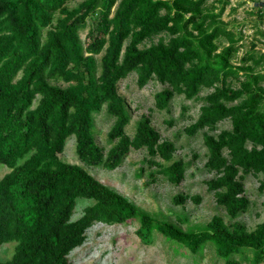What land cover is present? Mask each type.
Instances as JSON below:
<instances>
[{"label": "trees", "instance_id": "16d2710c", "mask_svg": "<svg viewBox=\"0 0 264 264\" xmlns=\"http://www.w3.org/2000/svg\"><path fill=\"white\" fill-rule=\"evenodd\" d=\"M75 2L0 0V164L10 169L0 180V246L17 243L12 258L0 264H73L70 253L94 224L131 221L145 244L158 232L193 254L211 244L224 264H242L235 255L264 264V222L249 230L239 220L250 207L244 176L261 175L264 190V54L246 52L234 62L241 37L222 19L229 0H83L70 6ZM253 8L263 23L264 6ZM220 39L227 45L220 47ZM132 73L140 88L152 80L165 86L155 95L159 110L175 95L192 100L208 91L185 131H205V167L214 174L206 185L228 223L216 215L195 230L159 220L60 158L74 136L75 152L89 167L114 171L131 150H145L170 183L182 182L186 168L173 160L175 144L162 140L148 116L138 120L133 136L126 131L131 116L118 83ZM102 110L113 119L107 151L94 134ZM225 121L231 127L217 132ZM78 199L93 203L74 219ZM189 199L178 194L173 201Z\"/></svg>", "mask_w": 264, "mask_h": 264}, {"label": "rangeland", "instance_id": "374dc122", "mask_svg": "<svg viewBox=\"0 0 264 264\" xmlns=\"http://www.w3.org/2000/svg\"><path fill=\"white\" fill-rule=\"evenodd\" d=\"M83 0H77L70 6H75ZM215 0H208L209 3ZM256 1V2H255ZM264 0H229L222 19L228 24L227 28L236 37H241L237 43L239 51L234 62L239 63L246 52H253L257 56L264 54V22L258 21L253 6ZM257 5V6H258ZM218 6V5H217ZM86 31L81 32L83 40ZM252 43L255 48L251 49ZM220 47L227 45L225 39L219 40ZM264 72V68H263ZM165 86L156 80L150 81L145 87L137 84V75L130 74L118 83V91L126 100L131 116L126 129L128 135L133 136L138 120L148 116L152 126L157 130L162 140H169L175 144L176 152L173 160H180L185 165V177L179 185L168 181L161 172V167L150 164L145 150H131L122 165L114 171L89 167L75 152V137L67 139L65 150L60 158L68 163L77 164L87 170L102 183L115 189L132 200L143 210L153 214L159 220H169L182 228L199 229L206 225L214 216H221L228 223L229 219L222 207L216 204L214 194L207 188L206 182L214 174L205 167L208 151L204 144V132L188 135L185 131L193 124L203 105L202 98L208 93L204 90L197 99L188 100L183 95H175L167 109L159 110L155 106V95ZM113 123L105 110L95 114L94 134L97 143L106 151L111 144L107 141V133ZM228 121L219 125V130L229 129ZM156 162L166 166L170 162L156 159ZM10 171L0 164V180ZM263 181L261 175H245V195L250 201V207L239 220L253 230L259 223L264 222V190H260ZM191 197L186 203L173 201L178 195ZM200 198V202L194 200ZM92 200L78 199L74 219L83 213V209L92 204ZM187 221H183V219ZM137 221L127 224L96 223L87 232L85 243L70 253L73 264H224L219 258L213 245L207 244L198 254L175 241L165 239L160 233L153 234L152 242L142 243L136 235ZM16 242H9L0 246V262L12 258ZM251 257V253H247ZM242 264H252L250 261L235 255Z\"/></svg>", "mask_w": 264, "mask_h": 264}, {"label": "crops", "instance_id": "0c3cea01", "mask_svg": "<svg viewBox=\"0 0 264 264\" xmlns=\"http://www.w3.org/2000/svg\"><path fill=\"white\" fill-rule=\"evenodd\" d=\"M261 4V2L259 3V5ZM262 6H264V2H262Z\"/></svg>", "mask_w": 264, "mask_h": 264}, {"label": "water", "instance_id": "95a60500", "mask_svg": "<svg viewBox=\"0 0 264 264\" xmlns=\"http://www.w3.org/2000/svg\"><path fill=\"white\" fill-rule=\"evenodd\" d=\"M255 5L257 6L258 4L256 3Z\"/></svg>", "mask_w": 264, "mask_h": 264}]
</instances>
